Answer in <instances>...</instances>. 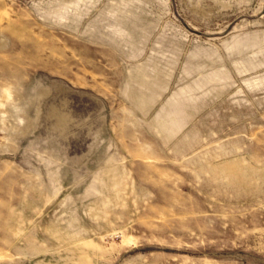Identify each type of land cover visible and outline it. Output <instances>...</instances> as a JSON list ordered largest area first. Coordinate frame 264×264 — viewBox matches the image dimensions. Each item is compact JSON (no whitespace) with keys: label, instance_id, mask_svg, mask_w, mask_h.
Segmentation results:
<instances>
[{"label":"rangeland","instance_id":"obj_1","mask_svg":"<svg viewBox=\"0 0 264 264\" xmlns=\"http://www.w3.org/2000/svg\"><path fill=\"white\" fill-rule=\"evenodd\" d=\"M0 264H264V0H0Z\"/></svg>","mask_w":264,"mask_h":264}]
</instances>
